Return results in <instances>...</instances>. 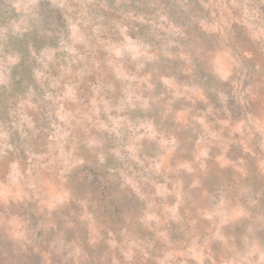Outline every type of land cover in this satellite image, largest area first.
Segmentation results:
<instances>
[{
	"label": "rangeland",
	"instance_id": "rangeland-1",
	"mask_svg": "<svg viewBox=\"0 0 264 264\" xmlns=\"http://www.w3.org/2000/svg\"><path fill=\"white\" fill-rule=\"evenodd\" d=\"M0 264H264V0H0Z\"/></svg>",
	"mask_w": 264,
	"mask_h": 264
}]
</instances>
